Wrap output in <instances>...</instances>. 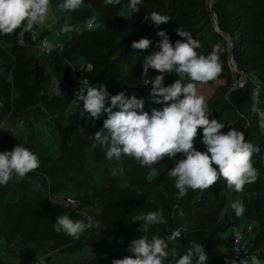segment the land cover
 I'll list each match as a JSON object with an SVG mask.
<instances>
[{
  "label": "trees",
  "instance_id": "obj_1",
  "mask_svg": "<svg viewBox=\"0 0 264 264\" xmlns=\"http://www.w3.org/2000/svg\"><path fill=\"white\" fill-rule=\"evenodd\" d=\"M86 2L98 9L104 20L103 27L94 30L83 28L85 30L80 33L81 36L87 35V32L97 36L100 33L104 35V45L101 48L98 40L94 38L92 50L86 51V60H91L94 65L91 75L115 94L129 92L137 98L144 97V111L149 113L154 108L162 109L164 105L154 103L143 88L135 85L136 78L141 74V66L136 59H144L159 50L157 42L162 38L157 35L158 31H166L175 45L177 40H184L176 32L178 27H182L201 43L198 52L207 55L214 51L217 54L222 69L220 75L207 83H198L197 89L203 84L214 86L213 93L206 101L210 110L209 118L225 125L222 132L226 133L230 128L242 131L246 141H252L253 145L261 149L259 155L253 156L258 178L254 183L245 185L242 203L245 206V230H248L251 221L257 222V227L252 226L255 235L250 244L253 249L258 250L257 257L264 261V130L259 128L258 114L253 111L254 102H258L257 107L264 111V0H143L142 4L138 5L139 12H133L129 8V0H121L120 5H106L104 0ZM154 11L170 16L171 20L157 28L150 19H145L147 13ZM215 15L219 29L214 23ZM21 30L22 28L17 29L11 35L0 34L1 42L14 43L18 56L35 49L30 32L20 35ZM221 30L235 37L234 59L237 70L231 67L229 47ZM76 33L66 40L65 49L61 54H52L50 71L48 65L38 63L32 75L22 81L23 96L29 104L39 106L43 103L49 105L53 111L69 107L73 90L68 76L70 64L67 59L80 60L72 58L71 55V42L79 39ZM141 38L152 41L149 49H132V43ZM220 43L222 48L215 49ZM124 62L130 66V70L123 69ZM56 66H60L59 72L56 71ZM150 70L154 77L161 75L154 69ZM252 73H258V79L250 76ZM177 76L174 72L164 74V85L174 83ZM238 78H241L243 83L234 88ZM183 82H190L189 78L185 76ZM41 91L43 94H40ZM0 100L3 106H9V93H0ZM116 110L119 109H114ZM86 116L80 118L75 114L67 122H63L58 117L49 115L51 123L44 121L43 124L48 123L53 134L50 142H45V135L36 130V139L51 152V155H46L49 164L55 167L70 165V159H74L77 150L82 149L81 141L85 136L84 130L88 120ZM202 139L203 129L200 128L194 146L199 151H206ZM96 148L99 149L98 146ZM181 158L182 154H177L175 158H171L167 168L155 171L149 177L144 173L139 175V180L145 178L155 185L153 198L145 203L147 208L150 211L163 209L164 222L151 226L147 233L148 238H167L172 229L181 230L179 237L168 242V256L163 264H176V259L185 254L193 243L203 245L208 256L206 264H231L233 260L239 261L243 257L232 249V232L240 224V217L236 216L231 206H227L226 181L221 177L210 188L189 189L185 197L177 199L175 180L167 173L175 166V160ZM23 207L16 205L14 211L5 207L7 211L3 215V235L7 231V236L12 237L13 232L21 231L27 211ZM18 210L20 214L17 225L12 224L9 230H6L13 214ZM138 229L139 227L125 224L109 225L87 243L93 246L103 245L112 264L113 260L133 255L128 251L131 242L145 235ZM226 232L228 234L223 235Z\"/></svg>",
  "mask_w": 264,
  "mask_h": 264
},
{
  "label": "clouds",
  "instance_id": "obj_2",
  "mask_svg": "<svg viewBox=\"0 0 264 264\" xmlns=\"http://www.w3.org/2000/svg\"><path fill=\"white\" fill-rule=\"evenodd\" d=\"M106 5H120L121 0H104ZM143 0H129V8L139 12ZM51 0H0V34L11 35L17 29L25 32L45 23L48 18ZM83 4V0H63L58 5L62 11L74 12ZM145 19L159 28L167 24L171 18L159 12L147 13ZM100 24L95 15L84 23L86 30L98 29ZM184 40H177L175 45L170 41L166 31H158L162 39L157 42L158 51L143 59L142 83L151 84L150 96L154 103L163 104L162 109L144 111V98L135 95L128 97L124 92L111 95L107 86H92L87 78L80 81L75 98L83 102V109L91 118L99 119L103 113L107 118L103 128L94 135L88 136L97 145L106 148V158L120 160L121 156L135 158L142 166L158 164L165 157L175 158L182 154L183 158L175 160V166L168 170V176L174 178L178 189L177 199H182L192 190H205L214 185L221 177L228 189L242 192L245 185L254 183L258 171L253 165V156L259 155L261 149L246 141L245 134L235 128L222 132L225 127L216 119H210V110L203 95L198 94L197 84L215 80L221 73L219 57L213 51L207 55L197 51L201 43L182 27L176 29ZM152 41L141 38L131 45L134 50H147ZM42 47H52L48 40ZM161 73L154 79H147L149 69ZM176 73L179 76L169 86L164 85V74ZM189 78L188 83L183 78ZM40 94H43L41 91ZM182 97V98H181ZM110 99V106L106 101ZM254 102L253 111L258 114V126L264 130V111ZM118 108L119 110L114 111ZM203 129L202 143L206 151H199L194 146L198 129ZM38 156L25 146L18 144L11 151L0 152V185H7L15 174L24 178L28 173L38 169ZM121 173L123 169L119 170ZM113 175L117 172L114 169ZM237 217L243 216L245 206L241 201L231 205ZM83 220H73L67 214L57 218L54 230L63 231L68 236L79 240L85 230L98 227L99 222L86 211ZM142 222L139 231L145 233L140 239L131 242L128 249L133 255L116 259L112 264H163L168 256V242L181 235L179 228L172 229L167 238L147 233L151 226L163 223V209L144 213L133 217L132 222ZM50 255V254H49ZM134 256V258H133ZM208 256L200 243H193L186 253L176 259V264H206ZM37 264H46V257L37 256ZM231 264H264V261L253 254L250 257L233 260Z\"/></svg>",
  "mask_w": 264,
  "mask_h": 264
},
{
  "label": "rangeland",
  "instance_id": "obj_3",
  "mask_svg": "<svg viewBox=\"0 0 264 264\" xmlns=\"http://www.w3.org/2000/svg\"><path fill=\"white\" fill-rule=\"evenodd\" d=\"M86 1L89 0H83L77 10L68 12L58 8L63 0H51L48 18L45 23L40 24L55 41L72 35L63 30L64 24H78L80 27L76 34L79 39L71 42V55L83 62L87 59L86 51L93 48L94 38L98 40L100 48L104 45L102 33L98 36L91 32L84 36L80 34L85 30L82 23L93 15L100 27L104 26L103 16L99 15L98 9ZM222 32L226 36V45L232 52L234 63L237 64L234 59L235 37ZM23 33L25 31L22 29L20 35ZM217 45V49L222 48L221 43ZM16 52L13 42L0 41V93L8 92L11 98L9 106H3L0 100V152L11 151L21 144L38 156L40 167L22 179L14 174L7 185H0V205L5 204L0 206V264H37V256L46 257V264H110V255L105 247L101 244L89 245L88 240L96 237L101 229L109 225L140 227L142 222L133 223L132 219L141 212H152L145 203L153 198L155 185L145 178L139 180V175L144 173L149 177L155 171L167 168L171 158L165 157L158 164L150 166H142L135 158L124 155L119 161L115 157L107 159L106 148L97 145L99 149H93L94 141L88 139V136L102 130L107 113L94 119L90 115L86 116L83 105L53 111L49 105L43 103L39 106L29 104L23 96L22 81L32 75L38 63H45L50 71L52 53L42 55L34 49L18 56ZM136 62L140 63L141 58H137ZM123 69L130 70V66L124 62ZM257 74L252 73L250 76L258 79ZM213 89L214 86L203 84L198 88V94L208 98ZM125 94L128 97L133 95L129 92ZM75 114L88 119L85 136L81 141L82 149H78L75 158L70 159L69 166H52L46 160V155H51V152L39 143L35 132L42 131L45 135L44 141L50 142L53 134L46 123H51L49 115L67 122ZM44 121L46 122L43 124ZM121 168L122 173L119 171ZM114 169L116 175L112 174ZM243 191L236 192L226 186L227 206L238 200L242 202ZM69 198L74 199L76 204L67 201ZM16 205L21 208L24 206L23 209L27 210L22 229L19 233L13 232L12 237L7 236V231L3 235V215L9 208L14 211ZM85 211L95 217L99 226L85 230L79 240L63 231L57 233L54 230L59 216L67 214L74 221L83 220L82 213ZM19 214V210L13 214L6 230L12 224L17 225ZM245 222L244 213L237 227L244 229L245 238L251 242L255 235L252 226L257 227V222L251 221L248 230H245ZM226 234L228 233L223 235Z\"/></svg>",
  "mask_w": 264,
  "mask_h": 264
},
{
  "label": "built area",
  "instance_id": "obj_4",
  "mask_svg": "<svg viewBox=\"0 0 264 264\" xmlns=\"http://www.w3.org/2000/svg\"><path fill=\"white\" fill-rule=\"evenodd\" d=\"M84 23L85 22H83L82 25H84ZM79 27L80 26L78 24H74V23L70 24L67 22L66 24H64L63 30L68 31L71 34H74L78 31ZM30 36L34 42L35 49L42 55L49 53L61 54L65 49L66 40L68 39L63 37L59 41H55L52 37L49 36V34L46 33V31H44L43 28L40 27V25L34 27L33 31L30 32ZM45 40H48L51 43L52 45L51 48L45 49L42 47V42ZM217 48L218 45L215 46V49ZM67 61L70 64V70L68 76L73 90V97L69 103V107L71 108L72 106L83 105L82 101H79L77 98H75L76 93H78L80 87H82V85L80 84L81 79L87 78L92 86H99L101 85V83L91 75V72L94 67L93 62L91 60H86L83 62L81 60L67 59ZM140 66H141V74L136 78L135 85L143 88L147 93V95L150 96L152 85L151 84L145 85L142 83L143 59H141ZM154 78L155 77L152 75L151 70L149 69L147 79H154ZM177 79H179L178 76L175 78V81ZM242 83H243L242 79L238 78L234 85V88L241 86ZM107 89L111 95H116L111 89L109 88ZM106 106H110V99L106 101ZM248 142L253 144L252 141H248ZM67 201L76 204L75 200L72 198H69V200ZM232 236H233L232 249L237 255H241L243 258H245V257H250L253 254L255 255L258 254V250L253 249L250 244V241H248L245 238L243 228H239V227L234 228L232 232Z\"/></svg>",
  "mask_w": 264,
  "mask_h": 264
},
{
  "label": "water",
  "instance_id": "obj_5",
  "mask_svg": "<svg viewBox=\"0 0 264 264\" xmlns=\"http://www.w3.org/2000/svg\"><path fill=\"white\" fill-rule=\"evenodd\" d=\"M213 5V3H211V6ZM214 20H215V24H216V27L217 29H219V25H218V22H217V19H216V15L214 17ZM229 61H230V64H231V67L234 69V70H237L238 67H237V64L234 63V60H233V55H232V52L229 48ZM56 71L59 72L60 71V66H56Z\"/></svg>",
  "mask_w": 264,
  "mask_h": 264
}]
</instances>
